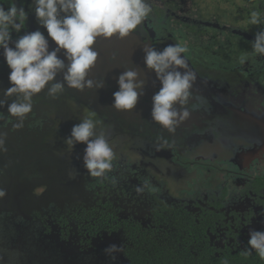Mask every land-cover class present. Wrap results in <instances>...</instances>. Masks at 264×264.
<instances>
[{"label":"flooded vegetation","instance_id":"1","mask_svg":"<svg viewBox=\"0 0 264 264\" xmlns=\"http://www.w3.org/2000/svg\"><path fill=\"white\" fill-rule=\"evenodd\" d=\"M14 2L24 8L27 17L19 33L11 32V41L36 30L50 40L38 24L31 0ZM149 3L152 13L132 32L139 40L135 56L132 61L121 57L119 63L135 67L147 81L135 109L111 108L112 93L118 88L116 78L124 69L114 60L108 68L101 59L90 76L105 78L102 89H67L56 98L48 97L45 89L34 96L33 110L22 128L14 129L8 119L0 121V131L7 133V150L0 153L3 197L27 199L50 187L58 192L53 201L28 212L11 206L0 209V264H13L14 247L20 246L37 251L32 262L42 264L44 244L39 243L50 238L82 252L102 248L106 238L105 248L115 241L129 264L126 251L132 245L131 234L164 228L177 214L186 224L202 229L197 253H206L220 263L252 259L250 262L264 264L254 252L245 255L243 251L250 230L264 231V90L254 88L244 94L243 81L236 82L254 76L264 80V56L253 54L251 48L254 34L264 27V0ZM0 5L7 9L8 0H0ZM254 11L260 14L259 25L249 23ZM237 12H244L245 19H238ZM144 44L157 50L168 44L186 46L183 55L203 85L192 88L187 104L190 116L174 133L151 122V97L160 85L144 66ZM9 46L14 45L10 42ZM53 47L55 42L50 40L49 50ZM107 53L108 61L109 57L120 58L116 49L109 47ZM9 72L0 49V90L10 87ZM214 84L217 88L207 97L205 91ZM260 90L255 99L252 94ZM228 93L251 97L252 105L233 103ZM6 107L0 111L6 112ZM85 118L93 119L97 133L104 132L114 149L113 169L103 179L90 177L83 168V144L73 148L65 143L71 127ZM205 144L210 148L207 154L219 157H203L200 152ZM244 149L259 152L252 159L247 153L243 158L240 151ZM229 152L232 155L226 158ZM174 172L181 173L178 179ZM166 177L170 182L186 180L171 190ZM145 181L144 192L137 194L135 188ZM27 251L22 254L24 264L29 260Z\"/></svg>","mask_w":264,"mask_h":264},{"label":"clouds","instance_id":"2","mask_svg":"<svg viewBox=\"0 0 264 264\" xmlns=\"http://www.w3.org/2000/svg\"><path fill=\"white\" fill-rule=\"evenodd\" d=\"M31 9L38 24L46 29L47 37L55 42L49 50L50 40L39 31L28 32L11 41V32L19 33L27 17L23 7L8 0L5 9L0 5V49L10 69V87L0 90V121H13L12 127L20 129L33 110V98L47 89L46 95L56 98L67 89L77 92L99 90L105 86V78H93L98 52L95 44L99 39H124L148 19L153 9L149 0H31ZM249 23L261 24L258 12H252ZM10 42L14 46L10 47ZM252 52L264 56V27L254 34ZM143 63L155 74L159 89L151 97V122L168 133L190 116L187 108L192 88L197 79L189 67L185 53L188 49L180 44H168L157 50L144 44ZM115 57H109L112 62ZM116 78L117 90L112 93L111 108L116 111H132L145 94L147 81L141 78L135 67H126ZM60 76V79L57 77ZM7 133L0 131V153L5 152ZM65 143L69 147L83 144L81 157L83 168L92 178H105L113 169L115 153L104 132L96 131L93 119L85 118L74 124ZM137 186L141 194L147 186ZM5 195L0 190V198ZM264 214V213H262ZM245 255L253 252L264 259V231H249ZM104 253L113 261L123 248L109 244ZM227 264V261H225Z\"/></svg>","mask_w":264,"mask_h":264},{"label":"water","instance_id":"3","mask_svg":"<svg viewBox=\"0 0 264 264\" xmlns=\"http://www.w3.org/2000/svg\"><path fill=\"white\" fill-rule=\"evenodd\" d=\"M136 41L139 40L137 37L135 38L134 36H132V33L124 39H99L95 44V49L102 58L99 56L100 58L97 59L96 65L101 62V59H103L108 68L113 66L107 60L109 56V54L107 53V48L110 47L120 52V58L118 56H115L114 64H117L118 67L122 69V67L119 65L120 61L122 60L121 57H127L130 61H132L131 56H135V54L133 53L134 51H136ZM63 193L67 192H62V194ZM57 196L58 192L53 187H50L45 189L40 195L32 196L27 199L17 198L15 196L10 198L2 197L0 199V209H5L6 207L11 206L13 210L21 209L22 212H28L38 205H45L53 201ZM106 243L107 242L105 238L102 248L100 247L99 249H94L90 252H82L72 250L71 248L65 246L63 242L55 241L53 238H50L49 241L39 243V245L44 244V250H41L43 262L42 264H128V259L123 257L122 253H117L116 259L114 261L110 259L103 251L105 249L104 245ZM111 243L116 244L115 241H111ZM28 244L29 243H27V245ZM53 246H59L60 249L54 250ZM27 249L30 250V248H28L27 246L14 247V250H16L18 256L16 255V257H14L15 261L13 260V264H24V262H21L23 259L22 254L23 252H26ZM36 252L37 251L33 252L31 250L29 252L27 251L29 260L26 261V264H35L32 262V258L36 260Z\"/></svg>","mask_w":264,"mask_h":264},{"label":"trees","instance_id":"4","mask_svg":"<svg viewBox=\"0 0 264 264\" xmlns=\"http://www.w3.org/2000/svg\"><path fill=\"white\" fill-rule=\"evenodd\" d=\"M177 214V213H176ZM179 214L168 225L157 230H141L131 234L132 245L127 247L129 264H225L210 260L206 253H197L202 229H198ZM198 254V255H197ZM251 260L228 261L227 264H257Z\"/></svg>","mask_w":264,"mask_h":264},{"label":"rangeland","instance_id":"5","mask_svg":"<svg viewBox=\"0 0 264 264\" xmlns=\"http://www.w3.org/2000/svg\"><path fill=\"white\" fill-rule=\"evenodd\" d=\"M243 6V5H242ZM236 14H238V19H240V20H243V19H245V14H244V12H237ZM193 70V69H192ZM203 72H205V73H207V74H209V75H212L211 73H209V72H207L206 70H202ZM196 73V75H197V79H196V81H195V83H194V85H193V87L194 88H196V86H198V88H201V87H203V85H201L200 83H199V81L197 82V80L199 79V75H198V73L197 72H195ZM220 78V77H219ZM221 79V78H220ZM220 80H218V82H219ZM238 81H243V82H241L240 83V85H241V89L244 91V94H246V93H248V91H251V90H253L254 88H259V89H263L264 90V80L263 81H261V78L260 77H257V76H254V77H252V79H250V80H246L244 77H241L239 80H237L236 82H238ZM247 82V83H244V82ZM251 82V83H250ZM206 85V84H205ZM204 85V86H205ZM217 87H216V85L214 84V85H212L211 86V88L210 89H208V90H206L205 91V93H207L206 94V96L207 97H210V92L211 91H213L214 89H216ZM261 91L262 90H260L259 92H257V93H253L252 95H254V97H255V99H258L259 97H258V95H260L261 94ZM221 92V91H220ZM222 93V92H221ZM227 98L231 101V102H233V103H239V102H244V101H246L247 103H249V104H251L250 102H251V97L250 98H245V97H243V96H241V95H238V94H236L235 96L233 95V94H231V93H228L227 94ZM252 105V104H251ZM248 109V108H247ZM243 112H245L244 110H242ZM241 111V112H242ZM249 138V137H248ZM248 142V141H247ZM249 143V142H248ZM243 148H246L247 149V147H249V146H242ZM202 150H201V152H200V154L201 155H203V157H206V158H216V157H219V156H217V155H214V153H212V154H207V150L206 149H210V148H208V146H207V144H205L204 146H203V148H201ZM246 149H244L243 151H240V154L242 153V157L243 158H246L247 157V155H246V153L248 154V157H250L251 159L253 158V157H256V153H258L259 151H257V150H255L254 152H252L251 150L250 151H247L246 152ZM254 150V149H253ZM249 152H252L253 153V155H251V153H249ZM231 152H229L225 157L226 158H230L231 157ZM262 160V159H261ZM185 167L187 166V164L186 165H184ZM258 166H261V161L259 162V164H258ZM179 167H182V168H185V167H183V166H179ZM186 170L189 172V168H186ZM174 174V177L175 178H179V176L181 175V173H178V172H174L173 173ZM187 178V177H186ZM186 179H184L183 181H178V180H174V181H169V179L166 177L165 178V181H167V186L172 190V186H175V187H173L174 189L175 188H179L178 186L180 185V184H182V183H184V181H185Z\"/></svg>","mask_w":264,"mask_h":264}]
</instances>
